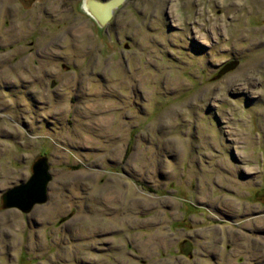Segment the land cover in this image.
<instances>
[{
    "label": "rangeland",
    "instance_id": "obj_1",
    "mask_svg": "<svg viewBox=\"0 0 264 264\" xmlns=\"http://www.w3.org/2000/svg\"><path fill=\"white\" fill-rule=\"evenodd\" d=\"M5 2L0 264H264V0H128L107 49Z\"/></svg>",
    "mask_w": 264,
    "mask_h": 264
},
{
    "label": "flooded vegetation",
    "instance_id": "obj_2",
    "mask_svg": "<svg viewBox=\"0 0 264 264\" xmlns=\"http://www.w3.org/2000/svg\"><path fill=\"white\" fill-rule=\"evenodd\" d=\"M18 4V11L28 10L32 6H38L41 18L39 22L48 21L56 22L58 24L54 25L56 28L62 30V28L67 27V23L73 19L74 27H77L76 31L90 33L84 30V22L92 26L91 34H95L98 38L104 39L106 41L102 43V48L107 49L109 47L108 41H113L115 44L120 45V35L114 30L115 26L120 29L121 16L124 14V7L128 0H15ZM113 2L115 6L110 10L108 4ZM12 3V2H11ZM59 7L56 8V6ZM10 4H7L5 0H0V10L7 9L9 14L12 13V9L9 8ZM117 7V8H116ZM11 11V12H10ZM64 15V18L59 17V15ZM11 15V14H10ZM12 15H14L12 13ZM56 16V17H55ZM117 18V19H116ZM40 25L38 24L36 30H40ZM73 27V26H72ZM71 27V28H72ZM86 27H89L86 25ZM54 30V29H53ZM58 31V30H57ZM68 34L71 31L66 28L65 30ZM74 31V30H73ZM77 33V32H76ZM73 34V33H72ZM89 35V34H88ZM128 42L124 40V44ZM125 47V46H124ZM7 191H5L6 194ZM5 196H3V199Z\"/></svg>",
    "mask_w": 264,
    "mask_h": 264
},
{
    "label": "water",
    "instance_id": "obj_3",
    "mask_svg": "<svg viewBox=\"0 0 264 264\" xmlns=\"http://www.w3.org/2000/svg\"><path fill=\"white\" fill-rule=\"evenodd\" d=\"M110 10L115 6L113 2L108 4ZM49 165L45 160L37 162L33 166V174L28 181L8 190L5 195L8 206H17L23 210L33 204L47 199L48 183L51 179Z\"/></svg>",
    "mask_w": 264,
    "mask_h": 264
},
{
    "label": "bare ground",
    "instance_id": "obj_4",
    "mask_svg": "<svg viewBox=\"0 0 264 264\" xmlns=\"http://www.w3.org/2000/svg\"><path fill=\"white\" fill-rule=\"evenodd\" d=\"M8 4V3H7ZM117 8V7H116ZM1 23V22H0ZM35 35V34H34ZM19 99V98H18ZM29 106V105H28ZM29 113V112H28ZM32 114V113H31ZM5 253V252H4ZM225 253V252H224Z\"/></svg>",
    "mask_w": 264,
    "mask_h": 264
}]
</instances>
